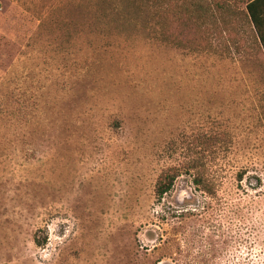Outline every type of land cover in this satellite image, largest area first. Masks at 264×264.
<instances>
[{
    "label": "rangeland",
    "instance_id": "rangeland-1",
    "mask_svg": "<svg viewBox=\"0 0 264 264\" xmlns=\"http://www.w3.org/2000/svg\"><path fill=\"white\" fill-rule=\"evenodd\" d=\"M159 33L129 0H0V264H264L261 49Z\"/></svg>",
    "mask_w": 264,
    "mask_h": 264
},
{
    "label": "trees",
    "instance_id": "trees-1",
    "mask_svg": "<svg viewBox=\"0 0 264 264\" xmlns=\"http://www.w3.org/2000/svg\"><path fill=\"white\" fill-rule=\"evenodd\" d=\"M129 1L138 12L146 13L162 39L175 47L192 51L214 50L218 46L239 47L249 31L264 57V0ZM209 33L212 38L208 37ZM185 172L180 166L164 170L155 184V198L159 201L169 194L176 179ZM193 174L194 186L212 195L215 189L205 171L198 169Z\"/></svg>",
    "mask_w": 264,
    "mask_h": 264
}]
</instances>
